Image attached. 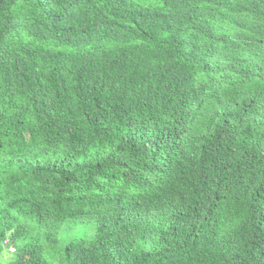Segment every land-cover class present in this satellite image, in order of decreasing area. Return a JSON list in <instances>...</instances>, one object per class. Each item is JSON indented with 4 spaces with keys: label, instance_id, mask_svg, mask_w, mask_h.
<instances>
[{
    "label": "trees",
    "instance_id": "16d2710c",
    "mask_svg": "<svg viewBox=\"0 0 264 264\" xmlns=\"http://www.w3.org/2000/svg\"><path fill=\"white\" fill-rule=\"evenodd\" d=\"M0 264H264V0H0Z\"/></svg>",
    "mask_w": 264,
    "mask_h": 264
}]
</instances>
